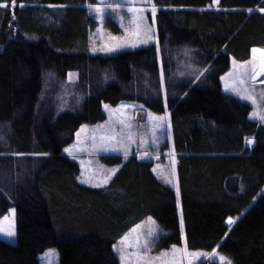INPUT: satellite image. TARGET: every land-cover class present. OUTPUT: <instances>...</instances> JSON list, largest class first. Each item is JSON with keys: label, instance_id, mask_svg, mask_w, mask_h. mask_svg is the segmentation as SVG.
<instances>
[{"label": "trees", "instance_id": "1", "mask_svg": "<svg viewBox=\"0 0 264 264\" xmlns=\"http://www.w3.org/2000/svg\"><path fill=\"white\" fill-rule=\"evenodd\" d=\"M0 2L9 4L0 9V218L14 207L17 229L16 242L0 238V264H41L49 248L59 264H120L114 244L149 216L162 230L159 249L185 237L189 249L264 264V123L221 83L231 59L264 47V0H153L161 52L153 44L108 56L90 52L87 4L97 0ZM182 50L191 61L178 65L199 62L194 75L173 72ZM48 71L79 74L76 106L40 105ZM123 100L157 114L167 103L180 197L136 155L101 157L120 166L105 188L79 182L65 149L82 125L105 120L104 105Z\"/></svg>", "mask_w": 264, "mask_h": 264}, {"label": "rangeland", "instance_id": "2", "mask_svg": "<svg viewBox=\"0 0 264 264\" xmlns=\"http://www.w3.org/2000/svg\"><path fill=\"white\" fill-rule=\"evenodd\" d=\"M152 4H154L153 0H97L96 3H88L89 12L96 20V26L90 32V52L108 56L153 44L157 46L156 13L153 21ZM134 9H143V11L136 12ZM141 15L144 17L142 21L138 19ZM110 21L119 29L118 33L114 32L112 26L110 27ZM111 48L115 50L110 51ZM157 48L161 52L159 45ZM180 55L179 61L175 64L177 69L174 68L173 72L194 75L198 70L199 62L197 61L196 66L194 61L190 62V66L178 65L183 61H191L189 51L182 50ZM159 60L161 73L164 74L162 54H159ZM257 69L258 59L255 56L245 61L231 59V67L222 75L221 83L225 92L251 106L252 120L264 123L260 118L264 116V76L254 80L253 76ZM78 80L79 74L74 71H70L62 80L56 77L55 72H45L40 105L46 106L55 102L59 111L76 106L81 97L78 88L76 89ZM245 96L250 99H244ZM253 100L255 103L252 102ZM103 111L106 114L105 120L96 124L82 125L76 132L75 140L65 149L66 155L80 165L79 182L91 187L105 188L120 166L106 164L101 157L121 155L127 160L130 156L136 155L139 159L152 161L156 176L176 193L178 189L180 197L177 154L173 145L172 124L167 103L165 111L160 114L154 113L135 100H123L117 105L106 104L103 106ZM113 169L117 170L115 174L111 175V179L106 184L103 183ZM97 184L102 186H95ZM9 230H13L15 235L11 237L6 235ZM161 234L162 230L153 217L149 216L138 222L113 246L120 264H144L146 260L151 261V264H199L203 260H214L221 264L231 261V264H234L231 258L223 255L217 248L210 252L189 249L185 237L181 245H175V249L173 246L159 249L157 243L151 244V241L154 236H158L159 239ZM0 238L8 242H16L14 207L0 218ZM145 241L149 242V246H145ZM213 252L215 257L212 255ZM193 253L204 255L193 256L191 255ZM220 256L225 257L226 261L221 262ZM40 263L59 264L57 250L47 249L40 255Z\"/></svg>", "mask_w": 264, "mask_h": 264}, {"label": "snow or ice", "instance_id": "3", "mask_svg": "<svg viewBox=\"0 0 264 264\" xmlns=\"http://www.w3.org/2000/svg\"><path fill=\"white\" fill-rule=\"evenodd\" d=\"M214 3L218 4L219 3V0H214ZM11 4H12L13 7H15L16 6V0H11ZM20 6L23 7V5H20ZM8 8H9V4L7 2H0V9H8ZM97 11H100V9H97ZM134 11H136V12H142L143 9H134ZM156 11H157V9H156L155 4H152L151 5V12H152V19H153V21L155 20V13H156ZM261 11H264V8H261ZM138 19L142 21L144 19V17L141 15V16H138ZM109 50L110 51H114L115 49L114 48H111ZM256 51H258V50L257 49H253V52H256ZM259 74L260 75H264V65H261V69H260V73ZM69 76H71V74H69ZM243 98L244 99H250V97H248V96H245ZM252 102L255 103V100H253ZM260 118L262 120H264V116H261ZM157 119H162V118H157ZM248 143H252V141L249 140ZM115 171H117V170L116 169H113L111 171V173L104 179L103 183L106 184L108 182V180L111 179V175H114L115 174ZM95 186L100 187L102 185L97 184ZM177 195H179V190L178 189H177ZM13 212H14V210H13ZM227 223L228 224H232V223H234V221L231 218H229V220L227 221ZM6 235H8L9 237H11V236H14L15 235V232L13 230H9V231L6 232ZM155 243H158V236H154V238L151 241V244H155ZM145 246L146 247L149 246V242L148 241H145ZM173 249H175V246H173ZM162 255H167V253H162ZM191 255H193V256H201V255H204V254L203 253H193ZM212 255H213V257H215V252H213ZM141 259L143 260V257H141ZM219 260L221 262H225L226 261V258L223 257V256H220L219 257ZM144 264H151V261H147L146 260V261H144ZM226 264H231V261H227Z\"/></svg>", "mask_w": 264, "mask_h": 264}, {"label": "water", "instance_id": "4", "mask_svg": "<svg viewBox=\"0 0 264 264\" xmlns=\"http://www.w3.org/2000/svg\"><path fill=\"white\" fill-rule=\"evenodd\" d=\"M254 49H257L258 51L253 52L252 50V56H255L258 59V69L254 73V80H259L261 79L264 75H260V69L261 65H264V48L262 47H255Z\"/></svg>", "mask_w": 264, "mask_h": 264}]
</instances>
